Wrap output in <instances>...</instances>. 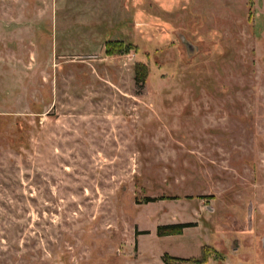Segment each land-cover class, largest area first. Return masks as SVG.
I'll list each match as a JSON object with an SVG mask.
<instances>
[{"label": "rangeland", "instance_id": "374dc122", "mask_svg": "<svg viewBox=\"0 0 264 264\" xmlns=\"http://www.w3.org/2000/svg\"><path fill=\"white\" fill-rule=\"evenodd\" d=\"M165 254L264 264V0H0V264Z\"/></svg>", "mask_w": 264, "mask_h": 264}, {"label": "trees", "instance_id": "16d2710c", "mask_svg": "<svg viewBox=\"0 0 264 264\" xmlns=\"http://www.w3.org/2000/svg\"><path fill=\"white\" fill-rule=\"evenodd\" d=\"M136 80L139 81H145L148 75V68L143 63H138L136 65L135 70ZM193 223H176V224H167V225H161L158 227V234L160 236H166V235H179L182 234L184 229L190 226H193ZM164 262L166 264H173V262H188L189 264H204L206 260L203 259H185L180 258L176 256H171L169 254L164 255Z\"/></svg>", "mask_w": 264, "mask_h": 264}]
</instances>
